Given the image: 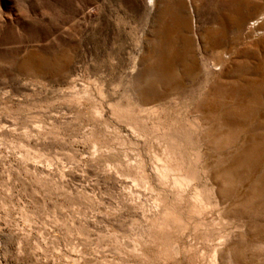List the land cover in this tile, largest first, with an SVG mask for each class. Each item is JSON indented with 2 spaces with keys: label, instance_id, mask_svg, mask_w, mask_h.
Here are the masks:
<instances>
[{
  "label": "rangeland",
  "instance_id": "1",
  "mask_svg": "<svg viewBox=\"0 0 264 264\" xmlns=\"http://www.w3.org/2000/svg\"><path fill=\"white\" fill-rule=\"evenodd\" d=\"M262 66L264 0H0V264H264Z\"/></svg>",
  "mask_w": 264,
  "mask_h": 264
},
{
  "label": "bare ground",
  "instance_id": "2",
  "mask_svg": "<svg viewBox=\"0 0 264 264\" xmlns=\"http://www.w3.org/2000/svg\"><path fill=\"white\" fill-rule=\"evenodd\" d=\"M219 34H220V32H219ZM212 37H214V36H212ZM262 67H264V66H262ZM261 70H263V69H261ZM263 72H264V70H263ZM251 93H252V96L254 97V99L259 100V98L262 96V94H264V81L261 82V83H254V84H252V86H251Z\"/></svg>",
  "mask_w": 264,
  "mask_h": 264
}]
</instances>
